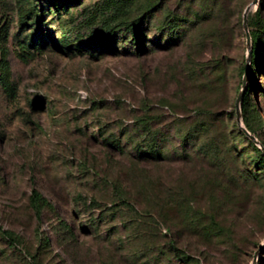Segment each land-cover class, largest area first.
<instances>
[{
  "label": "rangeland",
  "instance_id": "374dc122",
  "mask_svg": "<svg viewBox=\"0 0 264 264\" xmlns=\"http://www.w3.org/2000/svg\"><path fill=\"white\" fill-rule=\"evenodd\" d=\"M69 2L0 0V264H264V164L235 119L252 0ZM253 7L246 119L264 143V0ZM139 17L140 48L121 25ZM138 118L164 160L135 156Z\"/></svg>",
  "mask_w": 264,
  "mask_h": 264
},
{
  "label": "trees",
  "instance_id": "16d2710c",
  "mask_svg": "<svg viewBox=\"0 0 264 264\" xmlns=\"http://www.w3.org/2000/svg\"><path fill=\"white\" fill-rule=\"evenodd\" d=\"M63 1V3H70V0H61ZM126 1V0H125ZM123 6V5H121ZM125 6V5H124ZM259 12V10H254V13L257 15V13ZM146 13V10L143 12V14ZM138 22H140V17L135 19L134 21L128 22V23H123L121 25H124L126 28H128V30H132V40H134L135 42V46L139 47V41L141 40L140 37V33L137 32V27H139ZM246 25H248L246 23ZM118 26V25H117ZM112 33V30L109 29L108 35H110ZM249 35V41H250V59L253 58V56L256 55V51H257V36L255 32H248ZM252 64L254 65L255 63L253 61L249 62V70H248V75H247V80H246V86L242 95V100L240 103V113H241V121L242 124L244 126V128L251 134L254 135V137L261 143L262 146H264V143L259 140V138L256 136V134L254 133V130L252 129V126L250 125V123L248 122V120L246 119V113H247V109L249 104V95L251 94V92H255L256 90L254 89V85L252 84V81L250 79V69ZM0 86L2 87V89L7 92L8 94H12L13 93V86L12 84L9 82V78H8V68H7V63L4 60V56L3 53L0 56ZM195 120L198 121L197 124V129L196 131H203L207 129V124L204 121L206 119L205 114H207L208 112H204L203 109L197 108L195 109ZM236 119V118H235ZM147 119L146 118H138L137 122H136V127L139 129V131L143 130L144 132H146L148 138L146 140V145L144 147H136L135 149V156L139 159L142 160H152L155 162H159L161 160H164L165 157L164 155L161 153V150H159V148L155 145L154 142V137H155V133L152 131V129L148 126L147 124ZM237 123V122H236ZM151 129V131H150ZM239 135L244 139L245 142H247V144L251 147L252 151L255 153L256 155V159L260 162L264 164V153L260 150V148L255 145L251 140H249L244 133L240 130L237 129ZM182 143L186 142V140H188V135L187 133L184 134L181 139ZM117 148V145H114ZM119 149V148H117ZM253 179V178H252ZM155 197L156 199H158V202H165L168 203V200H173L170 197H166L165 199H163V196L160 195V191L155 192ZM41 198L38 195L37 191L35 189L32 190L31 192V196H30V203H31V207L34 210L35 214H37L38 216L40 215V206H41ZM122 202H125L126 204L130 205V207H133L134 205L129 201V199L125 198V196L123 197V199H121ZM154 203L157 204V201H155ZM156 213L158 216L162 217L163 216V211L158 208L156 209ZM211 226H209V230H213V229H218L219 225L217 223H215L214 221H210ZM183 258L186 259V263L187 264H198V262H194V261H190L189 257L186 255H183Z\"/></svg>",
  "mask_w": 264,
  "mask_h": 264
},
{
  "label": "water",
  "instance_id": "95a60500",
  "mask_svg": "<svg viewBox=\"0 0 264 264\" xmlns=\"http://www.w3.org/2000/svg\"><path fill=\"white\" fill-rule=\"evenodd\" d=\"M256 3H257V0H252V2L244 9L243 14H242V30L244 33V41H245V46H246V67L242 75L240 90L235 100V118H236L238 128L244 133V135L249 140H251L255 145H257L260 148V150L264 153V146L261 145V143L254 137L253 134L249 133L244 128L242 121H241V113H240V103H241L242 95H243V92L246 86V80H247L246 78H247L248 65H249L248 58L250 54V41H249V35H248L247 27H246V18H247V13ZM251 264H254V258Z\"/></svg>",
  "mask_w": 264,
  "mask_h": 264
},
{
  "label": "bare ground",
  "instance_id": "6f19581e",
  "mask_svg": "<svg viewBox=\"0 0 264 264\" xmlns=\"http://www.w3.org/2000/svg\"><path fill=\"white\" fill-rule=\"evenodd\" d=\"M254 9V7H252Z\"/></svg>",
  "mask_w": 264,
  "mask_h": 264
}]
</instances>
